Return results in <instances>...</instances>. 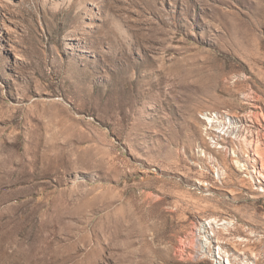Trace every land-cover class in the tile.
<instances>
[{
  "label": "rangeland",
  "instance_id": "1",
  "mask_svg": "<svg viewBox=\"0 0 264 264\" xmlns=\"http://www.w3.org/2000/svg\"><path fill=\"white\" fill-rule=\"evenodd\" d=\"M256 143L264 0H0V264H264Z\"/></svg>",
  "mask_w": 264,
  "mask_h": 264
},
{
  "label": "bare ground",
  "instance_id": "2",
  "mask_svg": "<svg viewBox=\"0 0 264 264\" xmlns=\"http://www.w3.org/2000/svg\"><path fill=\"white\" fill-rule=\"evenodd\" d=\"M219 117V116H218ZM224 119V118H223ZM228 119V118H227ZM208 120L209 121H213V122H218V124H217V127L218 128H220L221 127V129L223 130V129H225V133H227L228 135H229V137H231L233 134L235 135V134H237V131H236V128H235V126H234V121L233 122H231V121H228V122H226V121H223L222 119H219V118H216V119H209L208 118ZM214 126H216V125H214ZM216 131V130H215ZM223 132V133H224ZM224 135V134H223ZM219 138V137H218ZM245 139V138H244ZM225 140V139H224ZM217 143V142H216ZM254 151H255V155H257L258 157H260L261 158V161H262V163L264 164V149H261V147H260V145L258 144V143H256L255 144V149H254ZM238 155V154H237ZM240 155V154H239ZM245 155V154H244ZM247 155V154H246ZM235 157H236V155H235ZM250 160H254V158H251ZM264 168V167H263ZM253 172L254 173H258V171H256L255 169H253ZM260 174V173H259ZM230 264V263H229Z\"/></svg>",
  "mask_w": 264,
  "mask_h": 264
}]
</instances>
